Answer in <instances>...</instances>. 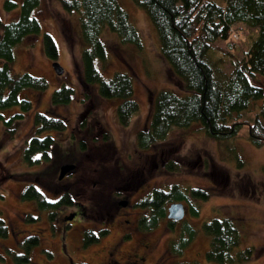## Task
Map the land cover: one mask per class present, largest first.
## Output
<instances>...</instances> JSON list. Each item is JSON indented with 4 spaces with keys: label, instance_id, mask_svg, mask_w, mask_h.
Returning a JSON list of instances; mask_svg holds the SVG:
<instances>
[{
    "label": "rangeland",
    "instance_id": "obj_1",
    "mask_svg": "<svg viewBox=\"0 0 264 264\" xmlns=\"http://www.w3.org/2000/svg\"><path fill=\"white\" fill-rule=\"evenodd\" d=\"M117 2L139 31L140 46L121 42L114 31L103 26L99 37L105 44V57H94L93 62L103 77L110 76L116 69L129 73L132 96L138 106L125 124H120L115 118L117 97H103L97 93L94 83L80 81L79 52L85 43L80 39L78 11L67 13L57 0H40L34 10L39 30L25 35L13 47L15 59L12 69L41 75L47 85L41 90H25L31 107L15 122L10 136L5 135L0 121V217L7 227L6 235L0 236V264H76L79 261L101 264L107 249L113 250L112 257L121 264H131V261L133 264H217L203 255L208 239L199 224L210 216L232 219L239 232L236 249L250 247L248 258L230 264H264V145L250 143L246 138V125L242 123L235 135L216 139L206 135L197 123L192 122L184 127H172L164 138L155 140L148 147H137L135 134L147 124L152 95L162 87L171 88L178 94L183 91L179 78L158 51L155 29L144 10L132 0ZM1 3L2 0L1 20L15 15L16 8L4 10ZM43 31H47L55 43L54 59L43 51ZM238 35L240 38L233 37L235 43L230 47L225 44L232 39L230 34L225 39H216V48L210 51L212 58L220 55L225 72L231 68L229 59L240 55L244 47L243 35ZM227 48L232 51L230 55L222 53ZM52 60L61 65L60 73L53 70ZM252 80L261 83L264 89L262 76L254 74ZM61 84L72 87L71 98L67 103L51 108V113L63 116L65 127L41 131L50 133L54 139L49 156L38 165L27 166L21 160L20 147L31 133L32 113L51 107L48 103L50 92ZM259 102L257 99L250 103L240 119L248 121ZM13 109L3 112L7 114ZM82 117L87 119L88 130L77 127ZM103 134L105 138H102ZM80 140L83 141L82 148L79 147ZM64 161L73 162L74 169L56 179L58 165ZM169 161L176 168L165 167ZM19 174H25L24 178L29 179L40 175L43 182L39 188L45 197L54 200L62 191H67L85 206V213L68 224L63 217L74 208L60 204L49 218L34 200L19 197L24 186ZM43 177L49 179L44 181ZM51 178L55 180L51 181ZM171 182L186 187L197 185L207 190L209 194L205 199H194L198 208L196 215H190L183 202L181 220L169 226L160 219L144 234H133L118 247H112L109 243L121 231L119 224L125 223L120 218L124 208H120V217L107 225V233L94 242L81 244L82 229L98 222L90 216L89 213L93 215L95 210H91L89 205L99 202V199L104 203L107 196L110 199L114 197L109 193L114 188L122 195L123 184L124 195L130 200L153 186L166 188ZM27 212L32 218L25 216ZM124 217L130 219L131 216L124 214ZM182 221L190 222L197 230L179 254L171 253L166 242L175 237ZM30 234L36 235L37 241L29 244L28 260L15 261L13 255L24 251L23 239ZM133 253H139L142 259L133 261Z\"/></svg>",
    "mask_w": 264,
    "mask_h": 264
},
{
    "label": "trees",
    "instance_id": "obj_2",
    "mask_svg": "<svg viewBox=\"0 0 264 264\" xmlns=\"http://www.w3.org/2000/svg\"><path fill=\"white\" fill-rule=\"evenodd\" d=\"M67 13L78 11L80 39L85 45L79 52V76L82 83H94L96 91L103 97H117L114 106L116 120L125 124L129 116L137 110V101L132 96L129 73L113 70L103 77L94 66V57H105V44L99 37L103 26L114 31L121 42L140 46V34L126 10L117 0H57ZM142 8L155 29L158 51L170 70L176 75L182 87V94L171 88L158 89L151 98L149 118L144 128L135 134V144L139 148L150 146L155 140L164 138L172 127H184L197 123L206 135L226 138L236 134L241 123L246 125V138L256 146L264 145V89L261 83L253 82L254 74L264 78V0H132ZM40 0H2L4 10L16 8L15 15L8 20L0 18V121L5 135L10 136L15 122L30 109L31 101L25 90H41L47 85L45 78L28 71H15L13 47L25 35L35 33L40 24L34 10ZM237 30V31H235ZM232 39L225 44L230 47L238 34L243 35L244 47L240 55L229 60L228 72L222 69V58H212L210 51L216 48V39ZM237 34V35H236ZM235 35V36H233ZM240 38V36H239ZM44 53L51 59L56 56V46L47 31L41 33ZM228 52V53H227ZM227 55L232 51L227 48ZM72 87L61 84L53 88L49 95V106L44 111L35 110L31 116V133L20 147V157L27 165H38L47 160L53 137L45 130H62L65 118L51 113V108L67 103L71 98ZM260 100L257 110L248 121L240 115L250 103ZM14 107L7 114L4 110ZM79 128L88 130L86 117H82ZM106 135L103 134L102 138ZM79 141V147H83ZM167 168H176L167 162ZM31 175V174H28ZM42 175V174H41ZM24 186L19 191L22 199L34 200L36 206L45 210L49 218L60 204H73V198L62 191L54 200L42 194L39 185L40 175L24 178ZM49 178L43 177L47 181ZM55 179L51 178V181ZM47 185H50L47 184ZM163 186H153L143 194L137 204L149 210L144 215L143 227L151 228L164 219L166 205L170 201H181L190 215H196L198 208L194 199H205L206 189L200 186H184L171 182ZM102 201L99 199V203ZM90 209L92 205H89ZM83 213L85 206L81 205ZM91 215V213H89ZM27 217L32 215L27 212ZM170 226L172 221L166 219ZM199 227L207 236L204 258L217 264H230L249 257L250 247L236 249L239 232L235 222L225 216H210L201 220ZM196 227L190 222H181L175 237L167 240L171 253L179 254L188 243ZM7 233V227L0 217V236ZM100 230L92 231L85 227L81 232V244L97 240ZM23 239V238H22ZM37 237L30 234L23 239V252L14 254L13 259L27 261L30 243ZM76 264H85L79 261ZM178 264V263H176ZM184 264H200L189 262Z\"/></svg>",
    "mask_w": 264,
    "mask_h": 264
},
{
    "label": "flooded vegetation",
    "instance_id": "obj_3",
    "mask_svg": "<svg viewBox=\"0 0 264 264\" xmlns=\"http://www.w3.org/2000/svg\"><path fill=\"white\" fill-rule=\"evenodd\" d=\"M74 169V168H73ZM72 170V169H71ZM66 174V173H65ZM64 174V175H65ZM57 179V178H56ZM135 185V183H134ZM130 186V188L134 187ZM125 184L122 185V195H119V190L114 188V190H111V192L114 195V197L112 196L111 199L107 196V198L105 199L104 203L102 202H94L92 205L91 210H95L93 211V215H90L92 217V219L96 218L98 219V222H94L92 223L93 226H95L96 228L93 229L92 227H89L92 231H98L100 230V235L97 237V239L101 238L105 233L108 232L109 227L107 225H109L113 219H115L116 217H120L118 216L120 213H122V217H120L122 219V221H124V224H119L121 231H119V233L115 236L114 240L111 241L109 244H111L112 247H118L120 245V243L130 237H133V234H144L147 230L153 228H146L144 229L143 222H144V215L145 213L149 212V210L145 209V208H141L138 206L137 202L138 200L143 196V194L147 191H145L143 194H140L138 197L134 198V199H128L126 197L125 192V188H124ZM131 188V189H132ZM122 197H119V196ZM120 201H123L122 203ZM184 205V204H183ZM74 210V213L72 215L71 218L69 219H65L64 222H67L68 224L69 221L71 222L72 219H74L75 217L78 218V216L80 217L82 215V213L84 212V210H82L81 208V204L78 203L76 201V199L73 198V204H72ZM120 208H124V211H120ZM98 213H95L97 212ZM71 212V211H70ZM166 213V211H165ZM92 214V213H91ZM124 214H129L131 217L130 219L127 217H124ZM184 214V211H183ZM65 216V215H64ZM183 218V215H182ZM181 217L179 219H173V218H169V217H164V220L166 221V219L172 221V223L177 222L179 220L182 219ZM98 223V224H96ZM146 244H144L145 246ZM113 250L111 249H107L105 250V255H104V261L101 262V264H121L119 263L117 258L112 257ZM134 260L136 258L142 259V257H140L141 255L139 253H133ZM131 264L132 261L130 262Z\"/></svg>",
    "mask_w": 264,
    "mask_h": 264
},
{
    "label": "water",
    "instance_id": "obj_4",
    "mask_svg": "<svg viewBox=\"0 0 264 264\" xmlns=\"http://www.w3.org/2000/svg\"><path fill=\"white\" fill-rule=\"evenodd\" d=\"M51 65L53 67V70L56 73H60L62 71L61 65L56 60H52ZM73 168H74V163L73 162H71V161L61 162L58 165L56 178L57 179L61 178L65 173H67L68 171H70ZM120 202L122 203L123 201H120ZM183 211H184V205H183V203L181 201H179V200L170 201L166 205V213H165V215H166V217H169V218L179 219L180 217H182ZM73 213H74V211H71V212L67 213L64 216V218H66V219L71 218Z\"/></svg>",
    "mask_w": 264,
    "mask_h": 264
}]
</instances>
